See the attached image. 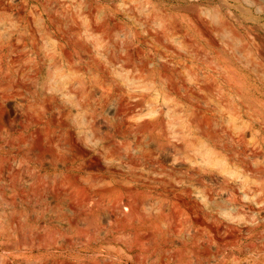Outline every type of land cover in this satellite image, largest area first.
Segmentation results:
<instances>
[{
    "label": "rangeland",
    "instance_id": "1",
    "mask_svg": "<svg viewBox=\"0 0 264 264\" xmlns=\"http://www.w3.org/2000/svg\"><path fill=\"white\" fill-rule=\"evenodd\" d=\"M254 2L0 0V264H264V200L244 193L249 179L264 187V1ZM224 222L239 240L213 239Z\"/></svg>",
    "mask_w": 264,
    "mask_h": 264
},
{
    "label": "bare ground",
    "instance_id": "2",
    "mask_svg": "<svg viewBox=\"0 0 264 264\" xmlns=\"http://www.w3.org/2000/svg\"><path fill=\"white\" fill-rule=\"evenodd\" d=\"M254 1H255L254 3H259V2H260V0H254ZM263 1H264V0H263ZM252 2H253V1H252ZM259 4H260V3H259ZM262 4H264V3H262ZM262 4H261V5H262ZM256 6H257V5H256ZM262 6H263V7H262ZM262 6H261V8L263 9V8H264V5H262ZM255 8H256V7H255ZM258 8H259V10H262V9L260 8V5H259ZM256 9H257V8H256ZM257 10H258V9H257ZM223 20H224V19H223ZM220 22H222V21H220ZM226 22H227V21H226ZM226 22L224 21V23H221V24H223V26H224L225 24L227 25L228 23H226ZM230 26H231V25H230ZM230 26L228 25V26H225V27H226V28H228V27L230 28ZM225 27H223V28H225ZM226 28H225V29H226ZM231 28H232V27H231ZM78 29H79V28H78ZM232 29H233V28H232ZM73 30H74V29H73ZM79 30H80V29H79ZM79 30L77 31V29H76V31H74V32L81 33V32H79ZM227 30H228V29H227ZM233 30H234V29H233ZM70 31H71V30H70ZM84 31H85V30H84ZM84 31L82 30L83 33L86 32V31H85V32H84ZM229 31H230V29H229ZM74 32L71 33V35L74 34ZM232 33H234V32H232ZM236 33H237V32H236ZM67 34H68V33H67ZM233 35L236 36V34H233ZM233 35H232V36H233ZM237 35H239V34H237ZM73 36L76 37L77 35L75 34V35H73ZM73 36H70V35H69L68 37H71V38H72ZM79 36H80V35H79ZM79 36H77V37L79 38ZM81 37H82V36H81ZM236 37H237V36H236ZM238 37H239V36H238ZM73 38H74V37H73ZM259 38H260V37H259ZM57 40H58V39H57ZM75 40H76V39H75ZM80 40H82V38H80ZM80 40H78V41H76V42L79 43ZM71 41H72V40H71ZM67 43H68V42H67ZM78 43H76V44H78ZM80 43H82V41H80ZM83 43L85 44L84 41H83ZM83 43L80 44L81 46H80L79 44H78V45H79L80 47H83V46H82ZM74 45H75V44H74ZM85 45H86V44H85ZM84 47H85V46H84ZM86 49H88V47H87ZM79 50L81 51V49H79ZM66 51H67V50H66ZM85 51L87 52V50H85ZM85 51H84V52H85ZM258 51H259V50H258ZM82 52H83V51H82ZM84 52H83V53H84ZM46 53H47V52L44 53V56H50L49 53H48L47 55H45ZM65 53H66V52H65ZM259 53H260V52H259ZM66 54H67L66 56L69 57V54H68V53H66ZM87 54H88V53H87ZM81 56H82V54H81ZM85 56H87V55H85ZM50 57H51V56H50ZM68 57H67V58H68ZM84 59H85V57H84ZM68 60L70 61V58H69ZM69 61H68V62H69ZM69 63H70V62H69ZM70 64H71V63H70ZM69 66H70V65H69ZM70 67H71V66H70ZM73 67H74V65H73ZM75 67H76V66H75ZM71 68H72V67H71ZM71 68L69 69V73L73 75V73L70 72ZM76 68H77V67H76ZM76 68H75V69H76ZM72 69H73V68H72ZM78 69H79V68H78ZM72 71L75 72L74 70H72ZM76 72H77V70H76ZM70 74H68V75L66 76V77L69 76L68 79H70ZM72 75H71V76H72ZM75 76H76V74L74 73V77H72V78H75V79H76L77 77H75ZM66 77H65V78H66ZM139 77H142V76H139ZM143 77H144V76H143ZM81 78H83V77H81ZM137 78H138V77H137ZM137 78L135 79V80H136L135 82H139V81L137 80ZM62 79H64V77H63ZM79 79H80V78H79ZM83 79H85V78H83ZM88 79H89V78H88ZM140 79H141V78H140ZM142 79H143V78H142ZM142 79H141V81H142ZM55 80H56V78H55ZM65 80H67V79H65ZM71 80H73V79H71ZM71 80H69V81L71 82ZM89 80H91V79H89ZM57 81L60 82V79H57ZM57 81H55V82L57 83ZM62 81H64V80H62ZM67 81H68V80H67ZM77 81L80 82V81H83V80L81 79V80H77ZM143 81H144V80H143ZM143 81H142V82H143ZM145 81H146V80H145ZM149 81H150V83H152V84L154 85L155 82H154V83L152 82V78H151V80L149 79ZM153 81H154V80H153ZM55 82H54V81H53V82L51 81L50 83L48 82V84H51V83L54 84ZM59 82H58V83H59ZM65 82H66V81H65ZM79 82H78V83H79ZM132 82H133V81H132ZM142 82H141V83H142ZM66 83L69 84V82H66ZM83 83H84V82H83ZM88 83H89V82H88ZM141 83H140V84H141ZM146 83H148V82H146ZM150 83H149V84H150ZM48 84H47V85H48ZM52 84L50 85V87L52 86V89H54L55 87H59V85H61V84H59V85L57 84V86H53ZM63 84H64V83H63ZM63 84L61 85L62 87H63ZM76 84H77V83H76ZM80 84H81V83L78 84L79 87H81ZM137 84H138V83H137ZM137 84H136V86H137ZM144 84H145V83L143 82V85H144ZM149 84H148V85H149ZM152 84H150L149 86L153 87ZM47 85H46V86H47ZM54 85H55V84H54ZM71 85H73V83H72ZM87 85H88V84H87ZM133 85L135 86V84H133ZM143 85H138L137 88L140 86V87H141L140 89H142V88H144ZM68 86H69V85H67V87H68ZM83 86H85V85L82 84V87H83ZM128 86H131L130 89H133V88H132V84H131V85L128 84ZM136 86H135V87H136ZM142 86H143V87H142ZM48 87H49V86H48ZM50 87H49V88H50ZM53 87H54V88H53ZM70 87H71V86H70ZM82 87L80 88V89H82V90H83V88H85V89L87 88V87H83V88H82ZM135 87H134V88H135ZM145 87H147V84H146ZM60 88H61V87H60ZM60 88H59V89H60ZM64 88H65V84H64ZM72 88L75 90L74 87H72ZM72 88H71V89H72ZM89 88H90V87H89ZM147 88H148V87H147ZM46 89H47V88H46ZM55 89H56V88H55ZM59 89H58V90H59ZM62 89H63V88H62ZM71 89H70V90H71ZM73 89H72V90H73ZM118 89H119V88H118ZM122 89H123V88H122ZM126 89H127V88H126ZM130 89H127L128 92H129ZM148 89H149V88H148ZM50 90H51V88L48 89V92H49ZM56 90H57V89H56ZM60 90H61V89H60ZM63 90H64V89H63ZM90 90H91V89H90ZM143 90H146V89H143ZM155 90H156V89H155ZM42 91H43V90H42ZM45 91H47V90H45ZM75 91H76V90H75ZM75 91H74V92L72 91V93H75ZM77 91H79V90H77ZM83 91H84V90H83ZM119 91H120V90H119ZM119 91H118V93H119ZM124 91L126 92V90H124ZM131 91H132V90H131ZM158 91H159V90H158ZM158 91L156 90L157 93H158ZM50 92H51V91H50ZM50 92H49V93H50ZM55 92L57 93L58 91H55ZM61 92H62V90H61ZM63 92H64V91H63ZM87 92H88V90H87ZM87 92H86V93H87ZM90 92H91V91H90ZM125 92H123V93H125ZM128 92H127V93H128ZM139 92L142 93V91H139ZM159 92H160V91H159ZM36 93L38 94L37 90H36ZM49 93H48V95H49ZM52 93H53V91H52ZM65 93H66V92H65ZM70 93H71V92H70ZM72 93H71V95H73ZM84 93H85V92H84ZM86 93H85V95H84V94H83V95H84V97H86L85 99H87V101H89L88 99H90L91 95L89 94L90 97L87 98V95H88V94L86 95ZM88 93H89V92H88ZM130 93H131V92H129V94H130ZM157 93H156V94H157ZM59 94H61V93H59ZM59 94H57V95H59ZM76 94H77V93H76ZM125 94H126V93H125ZM42 95H43V93H42ZM51 95H52V94H51ZM51 95H50L48 98H50ZM57 95H56V96H57ZM63 95H64V94H63ZM67 95H68V91H67L66 97H67ZM79 95H81V94H79ZM89 95H88V96H89ZM127 95H128V94H127ZM138 95H139V94H138ZM151 95H153V94H151ZM151 95H150V97H152ZM39 96H40V95H39ZM44 96H45V95H44ZM44 96H43V97H44ZM52 96H53V95H52ZM60 96H62V95H60ZM60 96H59V99H60ZM74 96H75V95H74ZM119 96H120V95H119ZM128 96H129V95H128ZM141 96H142V94H141ZM141 96H140V97H141ZM154 96H155V101L153 100L154 98H153V99L151 98L150 101L153 100L152 102H153V103L156 102V104L158 105V107H160L159 105H161V104L157 103L158 101H156V100H158V99H156V98H158L159 95L157 94V96H156V95L154 94ZM162 96H163V95H162ZM164 96L166 97V94H165ZM164 96H163V98L161 97V98H162L161 101H163ZM46 97H47V95H46ZM53 97H55V96H53ZM64 97H65V95H64ZM70 97H71V96H70ZM72 97H73V96H72ZM75 97H76V96H75ZM81 97H82V99H83V96H82V95H81ZM121 97H122V96H121ZM121 97H120V98H121ZM124 97H125L126 99L128 98V97H126V96H123V98H124ZM136 97H138V96H136ZM145 97H146V98H149L148 96H145ZM48 98H47V99H48ZM77 98L80 99V97H76L75 100H77ZM166 98H167V97H166ZM166 98H165V100H166ZM44 99H46V98H44ZM44 99H43L42 101H44ZM50 99H53V98H50ZM56 99H57V98H56ZM56 99H55V101H58V100H59V99H58V100H56ZM61 99H62V98H61ZM79 99H78V100H79ZM85 99H83V102H82V103H85V102H84ZM62 100H63V99H62ZM78 100H77V101H78ZM80 100H81V99H80ZM141 100H142V99H141ZM146 100L148 101V99H146ZM46 101H47V100H46ZM46 101H44L43 104H45ZM77 101H76V102H77ZM150 101H149V103L151 104ZM159 101H160V100H159ZM166 101H167V100H166ZM166 101H165V102H166ZM58 102H59V101H58ZM76 102H75V103H76ZM80 102H81V101H80ZM89 102H90V101H89ZM165 102L163 101V104H164ZM54 103H57V102H54ZM77 103H79V102H77ZM77 103H76V104H77ZM166 103L168 104V103H170V102L168 101V102H166ZM46 104H47V103H46ZM79 104H80V103H79ZM79 104H77V105H79ZM87 104L89 105L90 103L87 102ZM140 104H141V102H140ZM140 104H138V107L140 106ZM163 104H162L161 107H163ZM56 105H57V104H56ZM59 105H60V104H59ZM61 105H62V104H61ZM80 105H81V104H80ZM141 105H142V104H141ZM169 105H170V104H169ZM46 106H47V105H46ZM82 106H84V105L82 104ZM85 106H86V105H85ZM89 106H90V105H89ZM136 106H137V104H136ZM164 106L166 107L165 109H168V108H169V111H171L170 109H172V108H170V107H172V105H170V107H168V108H167L166 105H164ZM87 107H88V106H87ZM122 107L124 108V109H121L122 111H117L118 113H120L121 116L123 115L122 117H126V119H128V118L134 116V114H135V118L132 117V119L134 118L133 120H139V119H142V120H143V119H144L145 122L147 121V120H145V118H144L145 116H144L143 118H141L142 115H143V113H144V111H143L144 108H143V110H142L143 113H141V115H138V116H141V117H140L139 119H138V117H137V119H136V116H137V113H136V112H137V111L135 112V109H133V108H131V107L125 109L124 106H122ZM148 107H149V106H148ZM151 107H152V108H151L152 111L155 110L156 113H157V112H160V109H161V108L156 109L157 106H156V108H155V107H153V105H151ZM135 108H136V107H135ZM173 108H174V107H173ZM175 108L177 109V107H175ZM175 108H174V109H175ZM66 109H67V108H66ZM136 109H137V108H136ZM138 109H139V108H138ZM148 109H149V108H148ZM165 109H164V110H165ZM174 109H173L172 111H176V110H174ZM84 110H85V111H84ZM146 110H147V109H146ZM83 111H84V112L87 111V113H88V110L85 109V108H83ZM84 112H82V113H84ZM89 112H90V110H89ZM145 112H147V113H146L147 116H148V114L151 113V112H149V111H145ZM153 112H154V111H153ZM155 112H154V113H155ZM87 113H86V114H87ZM139 113H140V111L138 112V114H139ZM154 113H152V114H150V115L152 116ZM156 115H157V114H156ZM84 116H85V115H84ZM151 116H150L149 118H151ZM152 117L154 118V117H156V116H152ZM161 117L163 118V116H161ZM84 118H86V116H85ZM90 118H91V117H90ZM82 119H83V118H82ZM86 119H87V118H86ZM86 119H85V120H86ZM88 119H89V118H88ZM88 119H87V120H88ZM132 119H131V120H132ZM163 119H164V118H163ZM129 120H130V119H129ZM131 120H130V121H131ZM160 120H161V119H160ZM81 121H82V120H81ZM154 121H155V120H154ZM165 121H167V120H165ZM86 122H88V121H86ZM86 122H85V123H86ZM131 122H132V121H131ZM135 122H136V121H135ZM142 122H143V121H142ZM142 122H141V123H140V122H139V123H136V125L139 126V124H141L142 126H144L143 124H145V122H143V123H142ZM156 122H157V121H156ZM124 123H125V122H124ZM147 123H148V122H147ZM147 123H146V124H147ZM152 123H153V121H150V123H149V124H150V127H151V124H152ZM157 123H158V122H157ZM167 123H168V121L166 122V124H167ZM127 124H128V123H127ZM129 124H130V123H129ZM133 124H134V123H133ZM146 124H145V125H146ZM161 124H162V123H161ZM124 125H125V124H124ZM141 125H140L139 127H141ZM152 125H153V124H152ZM155 125H156V123H155ZM155 125H154V126H155ZM167 125H168V124H167ZM167 125H166V126H167ZM125 126H126V125H125ZM129 126H131V124H130ZM133 126H134V125H133ZM154 126H152V128H153ZM163 126L166 127L164 124H163ZM163 126H161V127H163ZM135 127H137V126H135ZM139 127H138V128H139ZM146 127H147V126H146ZM155 127H156V126H155ZM123 128H125V127H123ZM129 128H130V127H129ZM131 128H132V126H131ZM131 128H130V129H131ZM141 128H142V127H141ZM141 128H139V129H141ZM161 129H162V128H161ZM70 130H71V129H70ZM72 130H73V129H72ZM83 130H84V129H83ZM151 130H152V129H151ZM174 130H175V131H176V130L179 131L178 128H177V129H174ZM130 131H131V130H130ZM139 131H141V130H139ZM161 132H162V131H161ZM163 132H164V131H163ZM73 133H75V132H73ZM144 133H145V132H144ZM167 133H169V134L171 133V135H172V132H171V131H169V132H167ZM175 133H176V132H175ZM178 133H179V132H177V134H174V133H173V134H174V136H175V135L180 136V134H181L182 132H180L179 134H178ZM145 134H147V133H145ZM163 134H166V132L163 133ZM73 135H74V134H73ZM73 135H72V136H73ZM147 135H148V134H147ZM159 135H160V134H159ZM166 135H168V134H166ZM133 136H134V135H133ZM143 136H144V135H143ZM148 136H149V135H148ZM164 136H165V135H164ZM73 137H74V136H73ZM150 137H152V136H150ZM165 137H167V136H165ZM165 137H164V138H165ZM75 138H76V137H75ZM132 138H133V137H132ZM136 138L138 139V137H136ZM141 138H142V137H141ZM156 138H157V137H156ZM161 138H162V137H161ZM71 139L74 140V138H71ZM133 139H134V138H133ZM146 139H147V138H146ZM146 139H144V140H146ZM154 139H155V138H154ZM144 140H143V142H144ZM150 140H151V139H150ZM161 140H162V139H161ZM161 140L158 139V140H156V141H158L159 144H160ZM162 141H163V140H162ZM165 141H167V139H165ZM137 142H138V141H137ZM147 142H150V141H147ZM152 142H153V141H152ZM154 142H155V141H154ZM158 142H156V144H157ZM144 143H145V142H144ZM162 143H163V142H162ZM162 143H161V144H162ZM132 144H133V143H132ZM139 145H140V144L138 143V146H139ZM136 146H137V145H136ZM149 146H150V145H149ZM155 146H157V145H155ZM155 146L153 145V147H155ZM158 146H159V145H158ZM241 147H242V146H241ZM79 148H81V147H79ZM138 148H139V147H138ZM140 148H144V146H143V147H140ZM140 148H139V149H140ZM192 148H193V147H192ZM192 148H191V149H192ZM245 148H246V147H245ZM81 149H82V148H81ZM84 149H85V148H84ZM145 149H146V147H145ZM148 149H149V148H148ZM191 149H190V150H191ZM243 149H244V148H243ZM243 149H242V150H243ZM82 150H83V149H82ZM140 150H141V149H140ZM143 150H144V149H143ZM213 150H214V149H213ZM247 150H248V149H247ZM85 151H86V150H85ZM192 151H194V150L192 149L191 152H192ZM244 151H245V150H244ZM213 152H214V151H213ZM215 152H216V151H215ZM247 152H251V151L249 150V151H247ZM147 153H148V151H147ZM150 153H151V152H150ZM193 153H194V152H193ZM229 153H231V152H229ZM232 153H233V152H232ZM242 153H244V152H242ZM252 153H254V152H252ZM252 153H251V155H252ZM195 154H196V152H195ZM236 154H237V153H236ZM236 154H235V157H234V159H233V161H232L234 164H236V162H234V160H236L235 158H237V157H236V156H237ZM238 154L240 155V152H239ZM247 154H248V153H246V155H247ZM225 155H226V154H225ZM228 155H229V154H228ZM228 155H227V156H228ZM233 155H234V154H233ZM233 155H232V156H233ZM243 155L245 156V154H243ZM255 155H256V154H255ZM255 155H254L253 157L256 158L257 156H255ZM230 156H231V155H230ZM232 156H231V157H232ZM249 156H250V154H249ZM249 156H248V157H249ZM241 157L243 158L242 155H241ZM245 157H246V156H245ZM251 157H252V156H251ZM253 157H252V158H253ZM238 158H239V157H238ZM243 159H244V158H243ZM246 159H247V157H246ZM249 159H250V157H249ZM229 160H230V159H229ZM240 160L243 161L242 159H240ZM240 160H239V161H240ZM255 160H256V159H255ZM257 160H259V159L257 158ZM257 160H256V161H257ZM225 161H226V160H225ZM230 161H231V160H230ZM246 161H247V160H246ZM250 161H251V159H250ZM250 161H248V162H250ZM252 161L254 162V158H253ZM226 162H227V161H226ZM260 162H261V161H260ZM227 163H228V162H227ZM245 163H246V162H245ZM251 163H252V162H251ZM251 163H250V164H251ZM255 163L257 164L258 162H255ZM250 164H249V165H250ZM256 164H254V165L252 164L251 167H252V166H255V167H253V168H256ZM237 165H238V163H237ZM237 165H235V166H237ZM239 165H240V164H239ZM258 165H259V163L257 164V167L260 166V165H259V166H258ZM231 166H232V165H231ZM235 166H234V167H235ZM237 167H239V166H237ZM228 168H229V167H228ZM240 168H242V169L244 168V170H245V169L247 170L248 166L246 167V165H242V167L240 166ZM249 168H250V167H249ZM249 168H248V170H249ZM260 168H261V167H260ZM260 168H257V170L254 169L255 171H253V172H255V173H254L255 175L257 174L256 171H258ZM263 168H264V167H263ZM226 169H227V168H226ZM226 169H225V172H226ZM230 169H233V168H229V170H230ZM234 169H235V168H234ZM234 169H233V170H230V171H232V172H231V175H232V176H233V175H237L236 173H234V172H235ZM242 169H241V170H242ZM261 169H262V168H261ZM227 170H228V169H227ZM262 170H263V169H262ZM262 170H261V171H262ZM249 171H250V173L252 172L251 169H250ZM227 172H229V171H227ZM245 172H246V171H245ZM229 173H230V172H229ZM232 173H233V174H232ZM258 173H259V171H258ZM262 173H263V171H262ZM262 173H261L260 175L257 174V177H258V176L261 177ZM241 174H242V173H241ZM251 174H253V173H251ZM254 174H253V175H254ZM243 175H244V174H243ZM245 175H246V174H245ZM263 175H264V173H263ZM248 176H249V175L247 174V178H245V179L243 180L244 182L247 181V179L249 178ZM223 177H225V176H223ZM228 177H231V176H228ZM243 177H244V176H243ZM252 177H253V176H252ZM252 177H251V178H252ZM257 177H256V178H257ZM225 178H226V177H225ZM225 178H224V179H225ZM235 178L239 179L240 176H239V178H238L237 176L234 177L233 180H235ZM256 178H255V179H256ZM261 178H262V180H263V177H261ZM215 179L217 180L218 178H215ZM227 179H228V178H227ZM231 179H232V178H230V180H231ZM237 179H236V181H237ZM253 179H254V178H253ZM241 180H242V179H240L239 181L241 182ZM260 180H261V179H260ZM228 181H229V179L227 180V182H228ZM236 181H234V184H235ZM249 181H250V179H249ZM249 181H247V185H246L245 187H244L243 182H241V183H239V184L237 183V185H239V186H237V187L240 188V187H242V186H240V184H243V187L245 188V190L243 189V190H244V193L247 192V191H246L247 189H248V191H249V189H250V191H251L252 193H254L253 195H254L255 197H258V198H259L258 200H264V195H263V189H264V187H263V189H262V187H259V186H258L260 183L257 184V183L255 182L257 186H254V188H253V187H248V188H246L247 186H249V185H248ZM253 181H256V180H253ZM253 181H252V182H253ZM224 182H225V181H224ZM232 182H233V181H232ZM237 182H238V181H237ZM250 182H251V181H250ZM258 182H259V180H258ZM260 182H261V181H260ZM225 184H227V183L225 182ZM245 184H246V183H245ZM253 184H254V182H253ZM253 184H252V185H253ZM263 184H264V183L261 182V185H263ZM232 185H233V184H232ZM232 185L229 186V184H228L227 186H229V187H227V188H231ZM235 185H236V184H235ZM261 185H260V186H261ZM201 187H202V186H201ZM205 187H207V186H205ZM205 187H203L202 189L205 190ZM232 187H234V186H232ZM243 187H242V188H243ZM234 188H236V187H234ZM234 188H232L231 191L235 190ZM207 189H209V187H207ZM207 189H206V190H207ZM209 190H210V189H209ZM211 190H212V189H211ZM228 190H229V189H228ZM237 190H238V189H236V191H237ZM240 190H241V188H240ZM202 191H203V190H202ZM231 191H230V192H231ZM210 192H211V191H210ZM228 192H229V191H227V193H228ZM187 193H188V192H187ZM189 193H190V192H189ZM189 193H188V194H189ZM205 193L210 194L209 191H207V192L205 191ZM233 193H236V192H233ZM237 193H238V192H237ZM247 193H249V192H247ZM247 193H246V194H247ZM252 193H251V194H252ZM210 195H211V194H210ZM210 195H209V197H208V195H205V197H208V198L210 199ZM235 195H237V194H235ZM235 195H233V196H235ZM231 196H232V195H231ZM231 196H230L229 199H231V201H232V200L234 201L235 198H234L233 196H232L233 198H231ZM228 197H229V196H228ZM235 197H236V196H235ZM236 199H237V198H236ZM236 199H235V202H236ZM136 202H137V201H136ZM138 202H139V201H138ZM259 202H261V201H259ZM121 203H122V202H121ZM124 203H125V202L123 201V204H124ZM123 204H122V205H123ZM139 204H141V203H139ZM120 205H121V204H120ZM122 205H121V206H122ZM125 205H126L127 207L130 208V209H129V208H128V209L130 210V213L132 214V216H133V215H136L137 213L139 214V212H138L139 207H138V209H137V206H136V205H138V204H135V205H134L133 203L126 202ZM139 206H140V205H139ZM119 207H120V206H119ZM127 213H128V212H127ZM127 215H129V214H127ZM129 216H131V215H129ZM140 216H141V215H140ZM136 217H139V215H137ZM198 220H199V219H198ZM198 220H197V221H198ZM199 221H200V220H199ZM212 230H213V239H214L216 242L220 243V244L227 245L228 243H234L235 241L239 240V238H240L239 234H238L237 232H234V231H233V226H232L231 224L227 223V222H226V223H225V222L222 223V225H221L220 227H218V228H214V229H212ZM234 259H235V258H233V260H234ZM235 261H236V260H235ZM234 263H236V262H234Z\"/></svg>",
    "mask_w": 264,
    "mask_h": 264
}]
</instances>
